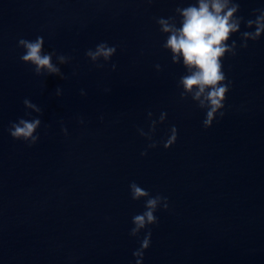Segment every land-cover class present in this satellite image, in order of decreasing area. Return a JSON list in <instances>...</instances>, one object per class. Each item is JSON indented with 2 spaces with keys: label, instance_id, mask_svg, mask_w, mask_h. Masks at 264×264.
Returning a JSON list of instances; mask_svg holds the SVG:
<instances>
[{
  "label": "water",
  "instance_id": "95a60500",
  "mask_svg": "<svg viewBox=\"0 0 264 264\" xmlns=\"http://www.w3.org/2000/svg\"><path fill=\"white\" fill-rule=\"evenodd\" d=\"M236 3L224 115L205 128L207 108L180 84L189 72L158 23L179 26L177 8L198 0H0V264H264V33L246 48L241 36L264 0ZM37 36L71 58L53 56L63 79L20 59L19 39ZM101 42L116 52L97 67L85 53ZM19 118L41 120L35 144L9 134ZM133 181L169 204L135 237L145 198H131Z\"/></svg>",
  "mask_w": 264,
  "mask_h": 264
},
{
  "label": "clouds",
  "instance_id": "9594fccd",
  "mask_svg": "<svg viewBox=\"0 0 264 264\" xmlns=\"http://www.w3.org/2000/svg\"><path fill=\"white\" fill-rule=\"evenodd\" d=\"M199 6L189 5L183 9L177 8L182 14V19L179 26L175 23L170 24L167 19L160 18L158 20L163 33H170L167 37L165 48L170 49L172 60L179 62L180 57H183V65L187 68L189 74L180 77V84L185 92L192 93L194 100L200 101V107L207 108L206 118L203 121L205 128L209 127L216 114L223 116L224 112L220 111L224 108V101L227 98L231 81H227V77L222 70V58L226 52H232L235 55L234 46L235 40H232L231 45L226 43L230 39V34H235L240 29V21L243 17L236 18L233 16L239 9V4H233L229 7V0H198ZM259 14L255 19H248L247 28L255 26V32L244 31L241 36L245 38V43L242 47H247L246 39L250 38L256 41L264 33V9L255 10ZM172 19V18H170ZM44 39L37 36L35 40L21 38L18 41V46L25 49L20 59L34 66L36 75L42 74H58L63 79L61 69L52 62L53 56L60 61L61 64L68 63L70 57L57 54L55 52H45ZM116 47L109 46L106 42H101L96 45L95 50L88 49L85 55L94 63L99 58L105 61L111 59L115 54ZM96 64V63H94ZM97 67H103V64H96ZM113 64L112 68L115 69ZM159 67V65H157ZM227 81V82H226ZM56 94H61V89L57 88ZM81 90V95H84ZM183 96V93L181 94ZM204 97L201 99V97ZM206 102V103H205ZM23 104L26 108L32 109L33 112L41 113L42 109L31 100L25 98ZM26 115H31L27 112ZM151 115V113H149ZM164 114L161 115L163 120ZM83 123V120L80 121ZM41 125L39 118L25 119L19 118L17 122L11 123L8 131L11 137L17 140H23L29 146L35 144L39 140L37 129ZM62 131L67 132L66 128ZM172 134L163 143L164 148L173 145L177 139V129L175 126L171 128ZM156 143L150 144L148 147H156ZM146 151L141 155H146ZM131 198L133 200L144 199L145 210L141 214H136L132 218L134 227L130 230V235L138 236L141 229L148 228L149 225L156 224L158 217L155 212L158 208L168 209V198L161 194L153 196L148 190L139 186L136 182H131L129 185ZM151 230L149 229L140 242V247L133 252L136 257L143 258L145 250L150 247ZM135 264H141V260L135 261Z\"/></svg>",
  "mask_w": 264,
  "mask_h": 264
}]
</instances>
